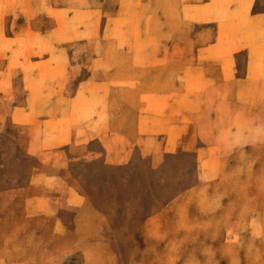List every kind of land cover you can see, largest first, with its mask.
Segmentation results:
<instances>
[{
    "label": "rangeland",
    "instance_id": "1",
    "mask_svg": "<svg viewBox=\"0 0 264 264\" xmlns=\"http://www.w3.org/2000/svg\"><path fill=\"white\" fill-rule=\"evenodd\" d=\"M119 1L0 0V264H264V118H248L228 87L211 96L206 124L222 133L200 169L194 154L181 152L161 165L138 151L126 163L68 154L61 164L53 152L41 162L33 154L41 117H30L33 128L10 118L27 91L71 90L68 69L59 68L68 65L60 48L71 46L73 30L89 32L100 48L103 28L113 39L119 26L135 30L142 18L144 29L154 27V10L141 13V0L123 11ZM233 4L224 1V21ZM188 29L192 36L204 30ZM206 30L202 42L210 39ZM137 60L115 54L116 62ZM126 80L116 79L113 89H133ZM30 109L37 111L33 103ZM59 125L68 128L70 119L47 122L52 132ZM70 193L83 194L86 205L78 196L82 207L72 206Z\"/></svg>",
    "mask_w": 264,
    "mask_h": 264
},
{
    "label": "crops",
    "instance_id": "2",
    "mask_svg": "<svg viewBox=\"0 0 264 264\" xmlns=\"http://www.w3.org/2000/svg\"><path fill=\"white\" fill-rule=\"evenodd\" d=\"M224 1L141 0V13L154 10V27L144 29L142 18L135 30L119 26L113 39L103 28L100 48L89 32L85 36L84 30H73L71 46L60 48L68 65L59 68L68 69L71 90L56 96L27 91V102L10 112L13 122L28 128L34 127L30 117H41L38 152L33 154L43 162L41 154L53 152L61 164L68 154L70 160L94 154L107 163H126L138 151L152 165H161L181 152L194 154L200 169L205 157L217 151L222 133L221 127L206 124L211 96L220 87H228L233 105L243 106L248 118H264V0H234L226 21ZM134 2L120 0V11ZM117 16L123 22L129 15ZM190 25L204 30L192 36ZM207 27L212 29L210 39L202 42ZM113 32L110 28L109 35ZM123 37L127 45L121 43ZM112 53L139 60L116 62ZM123 78L133 79L134 88L113 89L114 81ZM64 118L70 119L68 128L59 125L52 132L47 127L52 119L59 123ZM95 143L98 149L92 147ZM78 196L86 205V197ZM78 196L70 193L69 199L79 210Z\"/></svg>",
    "mask_w": 264,
    "mask_h": 264
}]
</instances>
